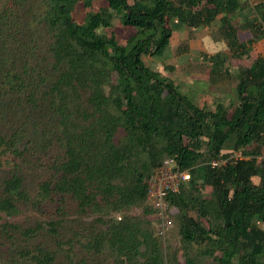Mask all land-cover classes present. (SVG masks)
I'll list each match as a JSON object with an SVG mask.
<instances>
[{"label":"trees","instance_id":"obj_1","mask_svg":"<svg viewBox=\"0 0 264 264\" xmlns=\"http://www.w3.org/2000/svg\"><path fill=\"white\" fill-rule=\"evenodd\" d=\"M245 6L0 0V170L12 168L0 177V264H264V53L239 67L233 96L213 107L148 64L168 53L173 20L189 29L217 21L231 57L249 55L264 39V0L251 20L243 16L246 41L233 22ZM115 16L135 32L118 35ZM208 58L214 82L226 55ZM237 150L248 158L212 165ZM30 156L41 171L33 193L18 170ZM166 158L190 174L164 197L177 208L181 241L168 251L146 183ZM21 203L44 218L29 225L4 218ZM134 206L140 215L127 213ZM71 208L94 220L68 237Z\"/></svg>","mask_w":264,"mask_h":264},{"label":"rangeland","instance_id":"obj_2","mask_svg":"<svg viewBox=\"0 0 264 264\" xmlns=\"http://www.w3.org/2000/svg\"><path fill=\"white\" fill-rule=\"evenodd\" d=\"M243 1L246 3L245 9L241 16L236 17L233 22L238 26L237 32L239 39L246 41L251 36V32L248 28L240 27L245 20L243 16L247 20H251L255 16L252 7L260 0ZM99 4L100 6H106V3L103 1H99ZM83 15V6L81 3H78L75 7L74 17L76 20L81 21ZM170 24L173 27V35L167 51L168 53L162 58L148 60V64L151 68L159 70L163 75L176 82L184 92L193 94L198 105H202L205 102L213 107L214 102L217 100H222L227 104L229 98L233 96V89L238 81L237 73L239 67L251 65L258 53H264L262 52L264 47L261 48V51H255L258 43H260L258 41L253 44L252 51L249 55L242 56L241 58L231 57V52L226 45L225 39L221 36L217 21L213 22L210 26H200L195 29H189L179 25L176 20H173ZM113 25L116 33L123 38L135 32L134 28L124 26L116 16L113 20ZM262 29L264 31V22L262 23ZM178 48L180 49V53H176ZM218 51L226 55V61L223 63L222 69H220L221 74L215 77L216 80L212 82L209 74L211 60L208 57ZM227 151L229 150H225L223 153ZM261 155L264 157V147L261 150ZM18 164V170L23 175L25 186L33 193L37 188L41 176V171L34 160V156H30L24 160L21 159L18 161ZM202 168L200 167V171H202ZM2 169L0 170V177L7 175L12 170L8 166ZM254 180L257 182L258 178H254ZM18 208L19 212L17 214L11 217L4 216V218L21 225H29L37 219L44 218L31 205L21 203L18 205ZM177 212L176 207H169V216L172 219V225L164 236L160 237L162 245L167 251L169 249L173 250V248L178 249L181 246L176 219ZM127 213L140 215L142 213V207L134 206ZM112 215L114 216L115 213H110L109 216L112 217ZM116 217H118L117 214ZM93 220L94 216L92 214H81L74 208H71L64 217L63 232L68 237H71L73 233L82 230L81 228L83 226L87 227ZM76 253L78 257L87 256L78 247H76ZM179 258L183 261L181 256Z\"/></svg>","mask_w":264,"mask_h":264},{"label":"built area","instance_id":"obj_3","mask_svg":"<svg viewBox=\"0 0 264 264\" xmlns=\"http://www.w3.org/2000/svg\"><path fill=\"white\" fill-rule=\"evenodd\" d=\"M248 158L241 150L229 152V156L211 160L212 165L225 164L228 159ZM190 177L188 170H180L172 158H166L164 164L155 169L147 178V202L153 207L154 216L159 219L157 231L164 235L172 225L169 206L164 197L169 192H178L180 185Z\"/></svg>","mask_w":264,"mask_h":264},{"label":"crops","instance_id":"obj_4","mask_svg":"<svg viewBox=\"0 0 264 264\" xmlns=\"http://www.w3.org/2000/svg\"><path fill=\"white\" fill-rule=\"evenodd\" d=\"M259 41L260 43H258V46L256 47L255 51L256 50L261 51V48L264 47V39H260ZM262 52H264V50Z\"/></svg>","mask_w":264,"mask_h":264}]
</instances>
